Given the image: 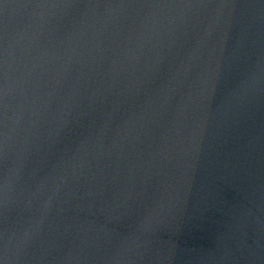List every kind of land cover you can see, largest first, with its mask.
Masks as SVG:
<instances>
[{
  "label": "water",
  "instance_id": "95a60500",
  "mask_svg": "<svg viewBox=\"0 0 264 264\" xmlns=\"http://www.w3.org/2000/svg\"><path fill=\"white\" fill-rule=\"evenodd\" d=\"M0 264H264V0H0Z\"/></svg>",
  "mask_w": 264,
  "mask_h": 264
}]
</instances>
